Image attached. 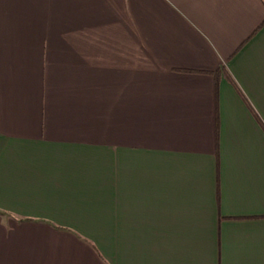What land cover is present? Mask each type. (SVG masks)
I'll list each match as a JSON object with an SVG mask.
<instances>
[{
    "label": "crops",
    "instance_id": "crops-1",
    "mask_svg": "<svg viewBox=\"0 0 264 264\" xmlns=\"http://www.w3.org/2000/svg\"><path fill=\"white\" fill-rule=\"evenodd\" d=\"M264 0H0V264H264Z\"/></svg>",
    "mask_w": 264,
    "mask_h": 264
},
{
    "label": "trees",
    "instance_id": "trees-1",
    "mask_svg": "<svg viewBox=\"0 0 264 264\" xmlns=\"http://www.w3.org/2000/svg\"><path fill=\"white\" fill-rule=\"evenodd\" d=\"M244 101L247 104V106L249 107V109L251 110V112L253 113V115L256 118V120L260 123L261 127L264 129V124L262 123V121L258 118V116L254 112V110L251 108V106L249 105V103L246 100H244Z\"/></svg>",
    "mask_w": 264,
    "mask_h": 264
}]
</instances>
